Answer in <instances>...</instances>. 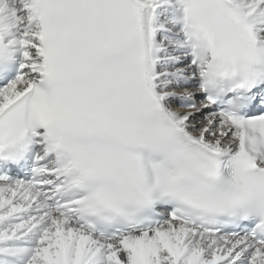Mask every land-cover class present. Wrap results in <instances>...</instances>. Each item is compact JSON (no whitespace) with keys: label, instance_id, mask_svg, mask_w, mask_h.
I'll return each mask as SVG.
<instances>
[{"label":"snow or ice","instance_id":"obj_1","mask_svg":"<svg viewBox=\"0 0 264 264\" xmlns=\"http://www.w3.org/2000/svg\"><path fill=\"white\" fill-rule=\"evenodd\" d=\"M0 264H264V0H0Z\"/></svg>","mask_w":264,"mask_h":264}]
</instances>
